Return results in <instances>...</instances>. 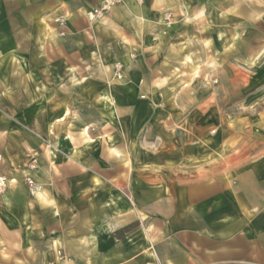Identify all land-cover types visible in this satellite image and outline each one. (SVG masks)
<instances>
[{
	"label": "crops",
	"instance_id": "0c3cea01",
	"mask_svg": "<svg viewBox=\"0 0 264 264\" xmlns=\"http://www.w3.org/2000/svg\"><path fill=\"white\" fill-rule=\"evenodd\" d=\"M104 1L0 0V110L33 129L0 118V264H264V150L223 162L207 119L222 129L221 109H186L173 82L215 68L201 22L213 10L119 0L89 23Z\"/></svg>",
	"mask_w": 264,
	"mask_h": 264
},
{
	"label": "rangeland",
	"instance_id": "374dc122",
	"mask_svg": "<svg viewBox=\"0 0 264 264\" xmlns=\"http://www.w3.org/2000/svg\"><path fill=\"white\" fill-rule=\"evenodd\" d=\"M205 2L206 11L213 10L218 14L213 17L212 11L201 20L208 26L206 33L212 41L209 55L214 56L216 60L215 68L208 64L203 65L199 77L191 82H188L187 78L175 79L173 82L176 89H186L179 96L178 102L186 104V109L193 106H219L221 111L216 112L215 116L221 117L224 127L220 129L213 126V117L207 119L210 121L208 132L212 136L221 135V151L225 159L223 162L231 167L250 166L260 158L264 150V0ZM119 3L118 1L113 8ZM230 8L233 9L232 13L229 12ZM65 34L61 36L64 37ZM118 64L114 67L115 78L121 82L124 79L123 67L122 79H118L116 76ZM187 84L188 86L184 88ZM20 98L21 96L17 97L19 101ZM159 98L162 99L161 96ZM169 99L176 103L174 97L170 96ZM0 118L9 123L16 136L22 137L33 130L26 126L23 113L20 111L0 110ZM149 130L143 129L141 137L148 135ZM103 131L118 136V129L113 123ZM37 160L32 159L28 166L29 169L35 161V169L32 172L37 169ZM92 162L95 167L101 166L99 160ZM108 163L110 168L118 167L115 163ZM110 179L111 183L118 187V176H111ZM26 186L28 187L27 183ZM38 190L37 188L35 192Z\"/></svg>",
	"mask_w": 264,
	"mask_h": 264
},
{
	"label": "built area",
	"instance_id": "2783aa9c",
	"mask_svg": "<svg viewBox=\"0 0 264 264\" xmlns=\"http://www.w3.org/2000/svg\"><path fill=\"white\" fill-rule=\"evenodd\" d=\"M118 1L119 0H105L101 4V6L93 9L92 11H89L87 13L88 22L92 24V23H95L97 21L103 20L110 13L112 8L118 3ZM138 1L140 2L142 0H138ZM56 22L60 26L64 25V21L62 19H58ZM61 35L63 36L64 33H61ZM122 67L123 66L121 64H118L116 66V69H117L116 76L118 79H120V78L122 79V72H121ZM0 159H1V157H0ZM34 169H35V161L30 166L29 170L32 171ZM26 183H27L30 191H33L37 188V184L35 183V181L31 177L26 178ZM8 184H9L8 179L4 176H1L0 177V196L6 192V190L8 188Z\"/></svg>",
	"mask_w": 264,
	"mask_h": 264
},
{
	"label": "bare ground",
	"instance_id": "6f19581e",
	"mask_svg": "<svg viewBox=\"0 0 264 264\" xmlns=\"http://www.w3.org/2000/svg\"><path fill=\"white\" fill-rule=\"evenodd\" d=\"M105 21V20H104ZM161 21H163V20H161ZM121 79V78H120ZM165 80V79H164ZM87 130V129H86ZM86 130H85V132H86ZM89 140V139H88ZM52 147V146H51ZM38 188V187H37ZM37 188L35 189V190H33V191H31V192H35L36 190H37Z\"/></svg>",
	"mask_w": 264,
	"mask_h": 264
}]
</instances>
